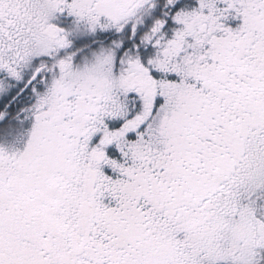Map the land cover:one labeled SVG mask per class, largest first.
<instances>
[{"label": "snow or ice", "instance_id": "6c2138e0", "mask_svg": "<svg viewBox=\"0 0 264 264\" xmlns=\"http://www.w3.org/2000/svg\"><path fill=\"white\" fill-rule=\"evenodd\" d=\"M0 264H264V0H0Z\"/></svg>", "mask_w": 264, "mask_h": 264}]
</instances>
